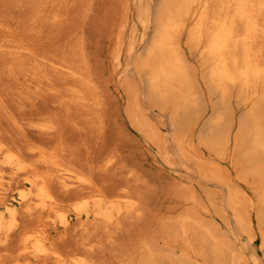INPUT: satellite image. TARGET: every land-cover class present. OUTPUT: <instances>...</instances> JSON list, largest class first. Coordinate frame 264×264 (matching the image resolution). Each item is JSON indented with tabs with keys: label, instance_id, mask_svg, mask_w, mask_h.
Returning a JSON list of instances; mask_svg holds the SVG:
<instances>
[{
	"label": "bare ground",
	"instance_id": "6f19581e",
	"mask_svg": "<svg viewBox=\"0 0 264 264\" xmlns=\"http://www.w3.org/2000/svg\"><path fill=\"white\" fill-rule=\"evenodd\" d=\"M263 112L264 0H0V264L245 263L215 187L220 157L263 172ZM228 200L251 229L256 198Z\"/></svg>",
	"mask_w": 264,
	"mask_h": 264
},
{
	"label": "rangeland",
	"instance_id": "374dc122",
	"mask_svg": "<svg viewBox=\"0 0 264 264\" xmlns=\"http://www.w3.org/2000/svg\"><path fill=\"white\" fill-rule=\"evenodd\" d=\"M184 41H185V38L183 39ZM189 49V50H188ZM186 48L185 49V58H186V63H187V65L189 64H191V63H194V64H192L191 66H193V67H191V71L192 72H190V75H191V77L193 76L194 77V79H196L197 80V82H198V86H199V92L201 93V92H203V94H202V98H203V101L205 102L203 105L207 108V109H212V108H210V107H213L214 105L216 106V108L219 106V101H215V99L216 100H219V97L217 98V96H219L218 95V93L216 92V90H215V88H213L214 86H213V84L211 83V81H210V79H208L209 78V75L207 74L208 73V69H206L207 67V60H206V58H203V56L199 53V51L196 49V47H194V46H192L191 48ZM190 49H191V51H190ZM194 49V50H193ZM186 50H188V51H186ZM193 50V51H192ZM196 57V58H195ZM197 57H198V59H197ZM201 58H202V62H199V61H201ZM196 59V60H195ZM206 63V64H205ZM205 64V65H204ZM200 66V67H199ZM205 66V67H204ZM189 67V66H188ZM195 67V68H194ZM202 67V68H201ZM189 70V71H190ZM204 70V71H203ZM207 70V71H206ZM200 74H199V73ZM205 74H204V73ZM207 72V73H206ZM192 73V74H191ZM193 73H196V74H194L193 75ZM204 74V77H203V74ZM207 74V75H206ZM206 75V76H205ZM200 76V77H199ZM207 76H208V78H207ZM203 78H204V80L205 81H207V80H209L208 82H207V84L205 83V81L203 80ZM206 78V79H205ZM200 79V80H199ZM201 79L203 80V81H201ZM211 83V84H210ZM202 84H204V86L202 85ZM206 85L208 86V88H205L206 87ZM210 85V86H209ZM212 86V87H211ZM201 87V88H200ZM205 89V90H204ZM206 89H207V91H206ZM212 89V90H211ZM236 89V90H235ZM233 90V91H232ZM210 91H212V92H215L216 93V95H215V93H214V95L211 93L210 95L212 96V98H211V96L210 97H208L209 96V94L207 95V93H209ZM235 91V92H234ZM232 92V93H231ZM240 92V93H239ZM228 93H230V95L228 94ZM242 93V94H241ZM205 94L207 95V97L205 96ZM227 102H228V106H229V103H230V108H229V110L231 111V113H232V115H235V117H237V118H239V117H241V113L243 114L244 112H245V109L243 108V106L242 105H239V102L242 100V97H244L245 96V94L242 92V91H240L239 90V88L238 87H228V91H227ZM231 94H232V97H230L231 96ZM228 97H229V99L231 100H228ZM207 98H208V103L206 102L207 101ZM215 98V99H214ZM234 98V99H233ZM213 99H214V101H213ZM236 99H238V100H240L239 102L236 100ZM235 100V101H234ZM230 101V102H229ZM234 101V102H233ZM214 102V103H213ZM233 102V103H232ZM238 102V107H237V105L235 104V103H237ZM211 103L213 104V105H211ZM209 105H211V106H209ZM203 106V107H204ZM215 106H214V108H215ZM242 106V107H241ZM232 108V109H231ZM244 111V112H243ZM239 113V114H238ZM264 113V112H263ZM231 133V132H230ZM245 138V136L242 138V144L244 143V142H246V140L243 142V139ZM243 146H245V145H243ZM242 146V147H243ZM245 149H246V146H245ZM242 150H243V148H242ZM241 150V151H242ZM247 150V149H246ZM245 150V153H244V150L242 151V152H239V154L240 153H244L245 155L247 154V156H248V150L246 151ZM250 152V151H249ZM237 155V156H235V159H233V160H235V162L237 161V162H239L240 160H241V157H242V163L244 162V163H246L245 161H247V158L245 157V159L243 158L244 156L241 154V155ZM239 159V161L238 160H236L237 158ZM249 158H250V160L252 161V157H251V155H249ZM249 158H248V160H249ZM263 158H264V156H263ZM262 157H256V160H258L260 163H262V165H264V159H263ZM244 159V160H243ZM262 161H261V160ZM228 160H230V162L228 161ZM228 163H230V164H228ZM233 162H232V160L230 159V158H223V157H220L219 158V166L221 167V170H223V171H221L222 172V175L224 174L225 175V177H223L224 178V182L225 181H228V182H225V183H223V182H219L218 184H217V186L215 187V191H216V207H217V217H216V222H217V226H218V229H219V231H221L222 232V234L225 236V237H227V239L228 240H230L229 242L232 244V245H234V247H235V250L236 251H239V253L241 252V255H242V257L244 258V260L242 261V262H245V263H242V264H254V263H256V264H264V246H263V244L261 243V241H262V239H264V235H262V233L261 232H263L264 231V205H262L260 202H259V194L258 193H255L254 194V189L252 188V186L254 185L255 186V184H257V182L259 181V180H261L262 182H264V176L262 175V174H264V168H263V172H257L256 170H254L253 168H254V163L252 164V163H250V161H249V163H250V165H248V163H246L247 164V169L244 167V166H242L241 164H239V165H234V164H232ZM246 164H245V166H246ZM230 165V166H229ZM253 165V166H252ZM236 169V170H235ZM248 170V174H247V172L245 171V170ZM252 169H253V172H252ZM232 170V171H231ZM252 173H250V172ZM232 172L234 173V174H232ZM241 172L242 173H244L245 172V175L243 174L242 176H240L241 175ZM255 172V173H254ZM236 173H238V174H236ZM229 174V175H228ZM246 174L248 175V176H246ZM249 174H251V176H249ZM228 175V177H229V180H228V178L226 177ZM234 176H236V177H234ZM239 176V177H238ZM253 176H255V178L253 177ZM256 176H257V178H256ZM239 179H241V180H239ZM242 177V178H241ZM243 177L245 178V180H242L243 179ZM263 177V178H262ZM227 178V179H226ZM246 178H247V181H246ZM238 179V180H237ZM258 179V180H257ZM237 180V181H236ZM243 181V182H242ZM245 182L249 185H247V184H245ZM231 184V185H230ZM264 184V183H263ZM246 185V186H245ZM252 185V186H251ZM203 187V189H204V191H207V189L209 190L210 189V187H209V185H207V184H203L202 185ZM234 188H233V187ZM253 186V187H254ZM249 188L251 189V190H253L252 192H251V190H249ZM206 189V190H205ZM238 190V191H242L243 193H246L248 196H250L251 198H253L254 200H255V198H256V210L252 213V215H251V219H252V221H253V227L251 228V229H248L247 228V230H243V228L238 224V222H237V219H236V216H235V211L233 212L232 210V208L230 207V205H229V200H228V195H229V192H231L232 190ZM254 194V195H253ZM257 195V196H256ZM255 197V198H254ZM218 201V202H217ZM260 218V219H259ZM227 226H226V225ZM227 228H226V227ZM245 228V227H244ZM260 229V230H259ZM243 230V231H242ZM250 232H253L252 233V235L254 236V238H253V240L251 241L248 237H247V235L246 234H248L249 233V231ZM246 231H247V233H246ZM259 231V232H258ZM261 234V235H260ZM262 236V237H261ZM263 243H264V240H263ZM262 244V245H261ZM250 258H251V260H250ZM252 258H255V260H256V262H254L253 261V259ZM225 261V260H224ZM223 264H231V254L227 251L226 252V261L223 263Z\"/></svg>",
	"mask_w": 264,
	"mask_h": 264
}]
</instances>
